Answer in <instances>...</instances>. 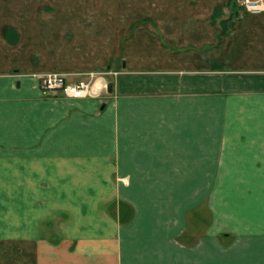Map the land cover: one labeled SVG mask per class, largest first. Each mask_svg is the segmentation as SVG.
Instances as JSON below:
<instances>
[{
  "label": "crops",
  "instance_id": "crops-1",
  "mask_svg": "<svg viewBox=\"0 0 264 264\" xmlns=\"http://www.w3.org/2000/svg\"><path fill=\"white\" fill-rule=\"evenodd\" d=\"M42 1L0 0V264H264V12Z\"/></svg>",
  "mask_w": 264,
  "mask_h": 264
},
{
  "label": "built area",
  "instance_id": "built-area-1",
  "mask_svg": "<svg viewBox=\"0 0 264 264\" xmlns=\"http://www.w3.org/2000/svg\"><path fill=\"white\" fill-rule=\"evenodd\" d=\"M236 3L253 14L264 12V0H236ZM39 79L41 89L45 93L61 92L69 98L91 97L95 95V90L100 88L94 79H79L69 82L66 74L57 72L41 75Z\"/></svg>",
  "mask_w": 264,
  "mask_h": 264
},
{
  "label": "rangeland",
  "instance_id": "rangeland-1",
  "mask_svg": "<svg viewBox=\"0 0 264 264\" xmlns=\"http://www.w3.org/2000/svg\"><path fill=\"white\" fill-rule=\"evenodd\" d=\"M153 5L155 3H158L159 0H150ZM40 5H47V2H44L42 0H40ZM89 4H100L102 3V0H89L88 2ZM104 4H119L121 6H125V7H131V8H135L136 13L143 11L145 9V3H146V7L149 6L148 0H103ZM51 4V3H50ZM129 5V6H128ZM98 74L95 73H91L87 76H79L81 79H86V80H91V79H96L95 77ZM106 76L108 75H99V80L96 82V84L100 87L97 88L95 90V95L93 97H101L103 94H105L106 92H108V81H106ZM106 86V87H105Z\"/></svg>",
  "mask_w": 264,
  "mask_h": 264
},
{
  "label": "water",
  "instance_id": "water-1",
  "mask_svg": "<svg viewBox=\"0 0 264 264\" xmlns=\"http://www.w3.org/2000/svg\"><path fill=\"white\" fill-rule=\"evenodd\" d=\"M112 86L113 84L111 82L108 83V92H112Z\"/></svg>",
  "mask_w": 264,
  "mask_h": 264
}]
</instances>
